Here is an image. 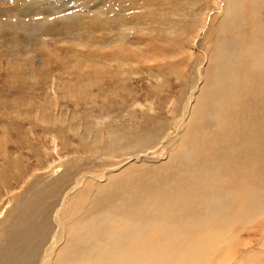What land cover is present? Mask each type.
Listing matches in <instances>:
<instances>
[{"label":"rangeland","instance_id":"1","mask_svg":"<svg viewBox=\"0 0 264 264\" xmlns=\"http://www.w3.org/2000/svg\"><path fill=\"white\" fill-rule=\"evenodd\" d=\"M38 6L27 7L26 0H0V264L8 263L4 258L8 254L34 249V258L24 256L19 264H36L39 250L56 231L54 212L72 186L59 190L65 184L59 181L61 173L74 178L95 175V179L83 178L75 190L78 192L90 185L102 187L130 164L164 163L168 144L180 137L181 127H187L195 97L209 70L218 65V26L225 18L227 2L45 0ZM67 15H71L69 20ZM261 15L264 19V12ZM95 19L99 21L96 25ZM47 22L52 25L48 23L50 31ZM253 35L255 41L263 40L255 29ZM118 36H125V44L131 41L126 51L135 61L140 59L139 64H124L121 76L108 69L100 74L98 85H91L97 75L91 74L93 63L85 57L103 49L106 43L101 45V39ZM132 42L136 47H131ZM109 53L106 59L111 58ZM100 56L94 66L97 71L103 64L105 69L109 65ZM117 60L113 62L119 63ZM224 61L230 65L228 55ZM143 133L151 135V147L139 152L133 138ZM109 136H117L119 145L107 156L114 146ZM83 139L92 147L91 153H85ZM56 165H61V171ZM100 165L112 171L96 180L97 174H103V169L94 170ZM257 222L247 224L253 227L250 231L241 232L239 227L234 238L238 246L244 242L250 252L264 254V242L260 246L264 228ZM253 232L254 241H249ZM208 259L206 264H215L211 254Z\"/></svg>","mask_w":264,"mask_h":264},{"label":"bare ground","instance_id":"2","mask_svg":"<svg viewBox=\"0 0 264 264\" xmlns=\"http://www.w3.org/2000/svg\"><path fill=\"white\" fill-rule=\"evenodd\" d=\"M44 2L26 0L27 7L33 8H39ZM226 2L225 18L218 26L221 38L216 44L219 50L215 57L220 54L218 65L208 71L207 80L190 109L187 127H181L180 137L168 144L169 154L164 163L130 164L102 187L90 185L78 192L75 190L83 178L95 179V175L74 178L73 174L66 177V173H61L59 181L64 180L65 184L59 190L62 192L72 186L65 190L54 212L56 231L46 247L39 250L38 264H206L209 254L215 264H264V254L250 252L244 242L238 246V239L234 238L239 227L241 232L250 231L253 228L250 226L256 224H252L254 221L261 220L259 224L264 228V218L260 219L264 217V19L261 15L264 0ZM131 6L136 8L135 3ZM68 18L71 15H67ZM93 22L96 25L99 21ZM48 23L44 24L50 31L52 27ZM254 29L263 40L255 41ZM130 32H133L131 28ZM125 36L101 39V45L106 43L103 49L96 50L95 54L90 51L85 57L93 63L89 68L91 74L97 75V81L91 85H98L100 74L104 75L108 69L121 76L124 64H139L140 59L135 61L126 51L125 46L131 41L125 44ZM130 49L127 46V50ZM108 50L109 60L106 59ZM40 53L43 55V51ZM99 55L110 65L105 64L107 69L104 64L98 71L94 69ZM227 55L230 65L224 61ZM115 58L119 63L113 62ZM150 136L143 133L133 138L139 152L151 147ZM109 137L114 146L111 145L113 150L111 148L107 156L119 145H116L117 136ZM82 142L87 148L84 144L81 147L85 153H91L88 141L83 139ZM103 166L94 169L104 171H101L102 176L96 175V180L112 171V168L107 169L109 166ZM55 167L57 170L61 165ZM255 234L249 233L248 240L254 241ZM263 242L264 239L260 246ZM33 252L36 254L35 249L25 250L4 258L7 264H19L24 256L34 258Z\"/></svg>","mask_w":264,"mask_h":264}]
</instances>
